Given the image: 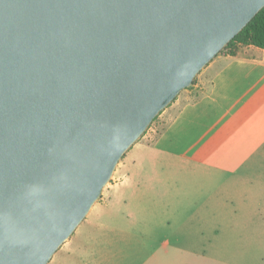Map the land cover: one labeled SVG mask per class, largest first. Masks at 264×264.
<instances>
[{"label": "water", "instance_id": "95a60500", "mask_svg": "<svg viewBox=\"0 0 264 264\" xmlns=\"http://www.w3.org/2000/svg\"><path fill=\"white\" fill-rule=\"evenodd\" d=\"M264 0H0V264H47L154 117Z\"/></svg>", "mask_w": 264, "mask_h": 264}, {"label": "crops", "instance_id": "0c3cea01", "mask_svg": "<svg viewBox=\"0 0 264 264\" xmlns=\"http://www.w3.org/2000/svg\"><path fill=\"white\" fill-rule=\"evenodd\" d=\"M208 68L209 80L192 98L187 90L160 112L166 119L162 129L124 153L120 181L92 221L100 234L90 233L113 237L106 246L110 253L94 255L96 239L90 238L82 244L90 264H118L119 252L125 253V264L129 253L140 255L148 246L160 264H170L169 255L178 259L190 252L188 236L203 235L210 221L228 210L258 204L256 210L264 213V204L259 207L264 203V49L250 45L236 55L223 52ZM194 83L188 88L198 86ZM230 204L237 206L229 209ZM243 211L250 214L253 208ZM192 220L197 225L181 226ZM159 221L180 223L167 232L158 228Z\"/></svg>", "mask_w": 264, "mask_h": 264}, {"label": "rangeland", "instance_id": "374dc122", "mask_svg": "<svg viewBox=\"0 0 264 264\" xmlns=\"http://www.w3.org/2000/svg\"><path fill=\"white\" fill-rule=\"evenodd\" d=\"M225 52H227V50ZM208 65L195 76L196 80L194 85L198 84V86H194L191 89H183L178 95L190 90L188 99L192 98L198 87L203 85V83L207 82L210 78V73L206 72L209 69ZM204 73H207L205 77ZM179 104L175 105L174 109ZM165 121L166 119H161L158 116L151 122L149 127L136 142L148 141L149 138L147 135L159 132L164 126ZM153 130L154 132H152ZM122 163L123 158L119 160L112 177L104 186L100 197L93 204L85 218L76 227L73 233L57 248L47 264H90L91 261L87 257L90 252L89 249H87V256L82 251L84 247L82 244H88L86 241L90 238L96 239L93 247L94 249H90L94 250V255L110 253V251H107L106 246L113 237L107 236L104 233L92 236L90 233L100 234V232L96 230V227L99 226L93 225L92 221L93 218L102 213L101 210L106 207L108 190L115 183L120 181L118 173L122 167ZM258 194H263V190L261 189V193ZM263 204L264 203L259 205V207H263ZM257 205L258 204L238 205L240 211L233 212L228 210L227 215L220 217V219L216 221L211 220V224L206 233L187 237L193 240V242H187L192 245V247H190V252L178 259L169 255L168 262L170 264H264V213L256 210ZM234 206L237 205H228L229 209ZM245 206L252 207L253 212L248 214L246 211H243ZM197 222L196 220H192L181 226L183 228H188L197 225ZM158 223V228H160L161 231L169 232L174 229L173 227H178L180 221H172L171 226H162L160 221ZM148 226L150 227L151 225L149 224ZM92 227L94 229L91 231L90 228ZM155 247L153 248L156 249ZM118 254V264H123L124 259H122V257L125 253L119 252ZM129 254V258L126 259L125 264H140L142 261L145 262L143 264H160L159 260H161V258H155L156 252L154 253V251H152V246H148L140 255H137V253ZM159 254L163 255L162 252H159ZM106 262L105 264H108Z\"/></svg>", "mask_w": 264, "mask_h": 264}, {"label": "trees", "instance_id": "16d2710c", "mask_svg": "<svg viewBox=\"0 0 264 264\" xmlns=\"http://www.w3.org/2000/svg\"><path fill=\"white\" fill-rule=\"evenodd\" d=\"M250 45L264 49V7H262L257 12V14L245 25V27L240 32H238L223 47V49L221 51H219L218 54H221L227 50L228 54L236 55L240 47L250 46ZM195 80H196V77L193 79L192 84L195 82ZM160 112L154 117V119H156L158 117ZM123 156H124V154H123Z\"/></svg>", "mask_w": 264, "mask_h": 264}]
</instances>
